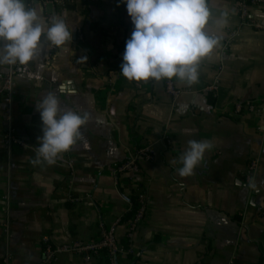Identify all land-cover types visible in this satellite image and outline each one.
Segmentation results:
<instances>
[{
    "label": "crops",
    "instance_id": "1",
    "mask_svg": "<svg viewBox=\"0 0 264 264\" xmlns=\"http://www.w3.org/2000/svg\"><path fill=\"white\" fill-rule=\"evenodd\" d=\"M237 1L207 0L213 17L206 31L220 43L201 60L197 83L172 80L182 91L172 99L166 79L129 81L120 73L133 25L119 0H26L42 21L50 24L55 13L74 31L63 48L42 41L36 58L19 65L9 118L0 98V264H40L44 239L52 245L87 243L99 222L110 227L119 220L115 236L125 245L124 223L136 189L147 196V212L121 264L261 262L264 0L248 7L244 21ZM225 11L228 22L220 27L216 21ZM7 69L0 65V77ZM213 85L216 90L208 91ZM48 93L56 94L61 113H87L89 119L82 139L54 165H34L42 134L36 105ZM235 103L255 105L256 112L235 113ZM8 123L23 147L3 145ZM190 140L210 141L213 148L193 175L180 177ZM139 148L154 160L141 161L135 175L116 176L127 151ZM252 160L258 171L249 186L244 172ZM50 264L100 263L64 254Z\"/></svg>",
    "mask_w": 264,
    "mask_h": 264
},
{
    "label": "clouds",
    "instance_id": "2",
    "mask_svg": "<svg viewBox=\"0 0 264 264\" xmlns=\"http://www.w3.org/2000/svg\"><path fill=\"white\" fill-rule=\"evenodd\" d=\"M126 6L133 30L126 41L120 73L129 81L177 80L189 86L199 80V67L219 45L220 37L206 31L213 14L207 0H119ZM228 13L221 12L216 23L227 24ZM74 25L63 17L42 21L36 7L26 0H0V65H27L33 61L42 41L49 47L63 48L73 41ZM80 60H87L86 56ZM36 110L41 120L39 146L34 165H54L82 139L81 128L87 113H61L55 93H48ZM210 141L190 140L180 157V177L193 175L203 161Z\"/></svg>",
    "mask_w": 264,
    "mask_h": 264
},
{
    "label": "built area",
    "instance_id": "3",
    "mask_svg": "<svg viewBox=\"0 0 264 264\" xmlns=\"http://www.w3.org/2000/svg\"><path fill=\"white\" fill-rule=\"evenodd\" d=\"M45 2V0H43ZM238 14L240 19L244 21L248 16V7L262 3V0H238ZM56 3V2H55ZM53 17H57L55 13H52L47 21L51 23ZM257 27V25H255ZM19 64L8 65V69L4 75L0 77L1 88L0 98L5 106L6 118L10 117V108L15 96L16 84L14 77L16 75ZM165 93L175 99L182 91L177 89L172 80H167L164 83ZM208 91H215L216 86L213 85L207 89ZM246 110L248 113H255V105L242 103L234 104V112L240 113L242 110ZM158 141L166 145L169 141L165 136H159ZM3 145L6 148L11 146H24V143L16 138L13 128L8 123L7 130L3 136ZM154 160V154L145 148H139L132 151H127L121 164L115 167L114 173L116 176L135 175L139 172V163L141 161L152 162ZM67 170L72 172L70 161L66 164ZM258 171V162L252 160L246 167L244 172V179L246 185L252 186L255 174ZM130 179V177H129ZM133 179V178H131ZM130 179V183L136 187V183ZM136 206L132 202H128L127 214L130 217L125 220V240L126 244L119 243L115 236V227L119 220L116 221L110 227H106L102 222L98 223L97 236L95 239L83 243L74 241L67 244L52 245L47 239L43 241L42 249V261L40 264H50L59 255L74 254L79 256L84 262H88L90 259H95L100 264H121L122 260L131 252L129 243L133 235L136 233L140 223L143 221L147 212L148 199L146 194L140 189H136L134 193ZM7 263V260H5Z\"/></svg>",
    "mask_w": 264,
    "mask_h": 264
},
{
    "label": "trees",
    "instance_id": "4",
    "mask_svg": "<svg viewBox=\"0 0 264 264\" xmlns=\"http://www.w3.org/2000/svg\"><path fill=\"white\" fill-rule=\"evenodd\" d=\"M135 198L136 197L134 195L131 197V201H132V203H133L134 206H136ZM129 217H130V214H126L125 220H127ZM262 262H264V258L261 259V262L259 264H261Z\"/></svg>",
    "mask_w": 264,
    "mask_h": 264
}]
</instances>
